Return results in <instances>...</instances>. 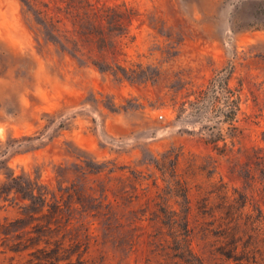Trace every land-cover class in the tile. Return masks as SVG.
<instances>
[{
	"label": "rangeland",
	"instance_id": "374dc122",
	"mask_svg": "<svg viewBox=\"0 0 264 264\" xmlns=\"http://www.w3.org/2000/svg\"><path fill=\"white\" fill-rule=\"evenodd\" d=\"M91 1L125 2L136 9L125 38L126 58L141 63L145 76L117 79L82 64L43 35L37 38L35 15L22 0H0V183L6 172L34 176L40 168L41 181L55 185L54 165L80 163L73 152L108 167L124 166L111 174L106 169L87 186L125 185L139 200L112 215H103L104 204L74 211L75 226L82 220L81 231L89 227L83 236L89 241L86 264H182L160 239L157 206L146 204L174 173V161L176 174L189 182L193 203L211 184L222 183L224 216L235 207L240 228L247 214L261 210L264 216V177L257 166L249 167L253 179L244 178L236 163L243 158L219 155L201 138L228 126L214 107L203 116L177 112L190 89L230 68L233 99L241 95L233 124L244 127L234 154L240 145L264 146V0ZM136 176L142 184L132 190ZM108 196L111 200L110 191ZM12 197L0 200V226L24 217ZM13 229L0 227V264H26L29 258L9 250L20 233ZM193 244L211 264L233 263L210 255L212 237L202 240L198 234Z\"/></svg>",
	"mask_w": 264,
	"mask_h": 264
},
{
	"label": "trees",
	"instance_id": "16d2710c",
	"mask_svg": "<svg viewBox=\"0 0 264 264\" xmlns=\"http://www.w3.org/2000/svg\"><path fill=\"white\" fill-rule=\"evenodd\" d=\"M22 1L35 15L37 38L43 35L46 41L63 52L67 51L82 64L109 72L114 78L141 81L145 76L141 63L129 64L126 58L125 38L131 36V24L137 17L132 5L91 0ZM231 72L228 68L225 74L213 76L206 84L190 89L187 98L177 107L178 116L186 111L187 116H203L209 105L214 107L220 123L228 126L225 130L217 127L215 132L206 131L201 137L203 142L219 155L243 158V161L236 162L241 167L240 176L253 179L255 172L249 167L255 165L258 175L264 177V146L240 145L236 151L238 155L234 154L235 143L237 140L239 143L244 127L233 124L241 95L233 99V89L229 86ZM73 156L80 161L74 168L62 163L53 166L55 185L41 181L40 168H36L34 176L6 172L5 181L0 183V200H8L13 194L12 199L18 200L24 216L0 227H14V231H20L13 235L14 242L9 250L19 254L26 252L29 257L26 264H86L89 241L83 236L88 235L89 227L81 231L82 220L78 227L75 226L78 220H74V211L80 208H83L81 211H93L104 204L108 212L103 215H112L115 208L140 199L137 192L129 195L125 185L121 187L117 183L111 188L87 186L92 177L99 176L106 169L111 174L121 171L124 166L111 163L113 166L108 167V162L99 163L91 156L74 152ZM175 164L174 161V173L163 178L165 186L161 192L154 198H146L147 205L153 202L157 206L154 212L160 222V239L171 250L172 256L182 264H211L205 251L193 244L194 237L199 234L202 240L214 238L210 255H217L232 264H264L262 211L258 210L256 215L247 214L244 228H240L235 207H229L226 211L229 215L224 216L220 194L222 183L211 184V189L199 195L193 203L189 182L176 174ZM136 184H142L138 176L130 188L137 190ZM108 191L112 194L111 200ZM4 233L9 234V231ZM81 245H84L82 250Z\"/></svg>",
	"mask_w": 264,
	"mask_h": 264
},
{
	"label": "built area",
	"instance_id": "2783aa9c",
	"mask_svg": "<svg viewBox=\"0 0 264 264\" xmlns=\"http://www.w3.org/2000/svg\"><path fill=\"white\" fill-rule=\"evenodd\" d=\"M161 116V115H160Z\"/></svg>",
	"mask_w": 264,
	"mask_h": 264
}]
</instances>
